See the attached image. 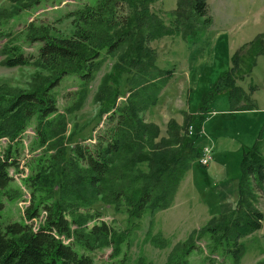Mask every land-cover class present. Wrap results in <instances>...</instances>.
Listing matches in <instances>:
<instances>
[{"label": "trees", "instance_id": "1", "mask_svg": "<svg viewBox=\"0 0 264 264\" xmlns=\"http://www.w3.org/2000/svg\"><path fill=\"white\" fill-rule=\"evenodd\" d=\"M154 2L96 0L95 5L84 4L66 15L74 27L71 36L42 30L35 39L41 44L37 56L16 46L2 50L7 68L37 64L51 76L37 80V76L43 77L42 72L37 73L31 91L0 87V138L15 141L35 121L37 148H56L64 139L66 116L60 113L55 93L64 78L78 80V91L70 96L72 104L64 109L71 114L83 106L105 58L117 57L118 61L95 96V103L101 106L99 117L107 116L104 128L90 138V144L82 140L69 150L59 145L38 167L33 188L40 187L46 180L45 171L50 170L54 175L48 181L57 179L60 189L54 202L43 205L45 222L36 229L21 222L2 223L4 191L12 182L11 170L20 167V154L12 147L0 153V264H95L91 253L100 247L120 253L127 238L101 219L104 214L99 204L138 220L147 213L170 209L187 173L203 155V146L196 145L199 133H190V128L195 124L202 127L215 98L227 94L232 112L257 110V87L250 84L246 89L243 84L264 54V34L232 56V67L205 99L199 114L185 112L182 124L171 119L165 136L146 120L147 111L157 105L175 74V69L157 66L151 43L176 34L196 40L213 24L208 0H179L170 13L171 26L151 10ZM241 165L235 207L214 217L204 229L193 231L176 247L168 264H190L187 257L205 234L215 247L232 256L233 264H239L241 241L261 230L264 222L259 209L264 194V156L258 145L244 150ZM39 208L27 210L29 220L40 216ZM153 243L164 246L159 237Z\"/></svg>", "mask_w": 264, "mask_h": 264}, {"label": "rangeland", "instance_id": "2", "mask_svg": "<svg viewBox=\"0 0 264 264\" xmlns=\"http://www.w3.org/2000/svg\"><path fill=\"white\" fill-rule=\"evenodd\" d=\"M95 3L96 0H0V87L31 91L36 79L51 77L37 64L7 68L2 55L5 47L16 46L27 55L37 56L41 44L35 39L42 30L51 35L71 36L74 27L72 19H67L66 15L84 4L93 6ZM178 3L179 0H155L151 10L171 26L170 13L177 9ZM208 3L213 24L196 40L176 34L151 43L157 66L176 70L175 78L159 96L160 101L145 115L148 122L161 129L162 136L166 135L171 119L183 123L185 112L199 114L205 99L214 93L220 78L232 67V56L264 34V0H208ZM117 61V57L105 58L94 74L83 106L71 114L64 109L72 104L71 94L78 91L77 78L67 76L55 90L60 113L66 116L67 123L64 139L56 148L34 147L38 141L35 121L15 141L0 138V153L12 147L20 154V167L11 170L13 179L3 195L4 226L21 222L36 229L45 222L43 205L58 198L60 186L57 179L48 181L54 175L50 170L45 171L46 180L38 189L33 188L32 180L42 161L50 159L59 145L69 150L82 140L90 144V138L104 128L107 116L99 117L101 106L95 103V96ZM41 72L43 77L35 79ZM250 84L257 87L254 94L257 110L232 112L227 94L222 93L209 105L202 127L193 125L192 132L200 136L196 145L212 147V160L207 167L199 162L193 164L170 209L153 215L147 213L138 220L99 204L104 214L101 219L127 240L121 245L120 253L108 246L95 250L91 253L95 264H168L176 247L185 243L193 231L204 229L208 222L222 214L224 199L228 203L232 198L237 201L244 150L258 145L264 156V54L257 59L251 78L243 86L248 89ZM37 206L40 216L29 220L27 210ZM260 206L264 213V202L259 199V209ZM154 237L164 241V246H156ZM241 243L243 254L239 264H264V222L261 230ZM187 260L190 264H233L232 256L215 247L206 234L196 240V250Z\"/></svg>", "mask_w": 264, "mask_h": 264}, {"label": "crops", "instance_id": "3", "mask_svg": "<svg viewBox=\"0 0 264 264\" xmlns=\"http://www.w3.org/2000/svg\"><path fill=\"white\" fill-rule=\"evenodd\" d=\"M175 73H176V70H175ZM174 76H175V74H174ZM175 78V77H174ZM173 78V79H174ZM182 119H183V117H182ZM179 123V122H178ZM182 122H180V124H181ZM205 147V146H204ZM187 178V177H186ZM184 185H182L181 187H183ZM179 194V193H178ZM178 196V195H177ZM261 201L262 202H264V194H263V198L261 199ZM235 202V203H234ZM235 204H236V199H234V198H232L231 199V201L228 203L227 202V199H224L223 201H222V204H221V212L222 213H225V212H229V211H231L234 207H235ZM260 205H261V203H260ZM262 206H263V204H262ZM262 206H260L261 208H260V210L262 211ZM264 214V213H263ZM219 215V214H218Z\"/></svg>", "mask_w": 264, "mask_h": 264}, {"label": "built area", "instance_id": "4", "mask_svg": "<svg viewBox=\"0 0 264 264\" xmlns=\"http://www.w3.org/2000/svg\"><path fill=\"white\" fill-rule=\"evenodd\" d=\"M190 130H192V129H190ZM212 153H213V148L206 146L203 149V155H202L201 159L199 160V163L202 166H208L212 160V157H211Z\"/></svg>", "mask_w": 264, "mask_h": 264}]
</instances>
